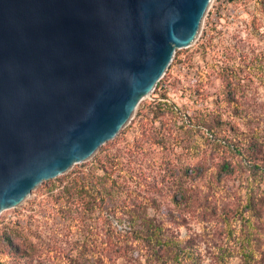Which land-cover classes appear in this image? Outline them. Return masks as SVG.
I'll return each instance as SVG.
<instances>
[{"label":"rangeland","instance_id":"374dc122","mask_svg":"<svg viewBox=\"0 0 264 264\" xmlns=\"http://www.w3.org/2000/svg\"><path fill=\"white\" fill-rule=\"evenodd\" d=\"M164 89L204 127L185 134L191 148L168 153L145 143L132 152L141 109ZM244 111L256 119L233 126ZM160 124L154 122L157 129ZM100 147L0 213V264H264V0H211L194 42L176 49L154 90ZM108 150L130 162L129 174L147 176V184L130 179L128 185L153 201L151 223L162 226L174 250H158L131 231L113 236L108 229L128 230V224L106 219L100 209L80 212L79 219L66 202L60 184ZM224 162L230 172L221 170ZM125 170L117 173L125 176ZM180 191L181 202L172 203Z\"/></svg>","mask_w":264,"mask_h":264},{"label":"water","instance_id":"95a60500","mask_svg":"<svg viewBox=\"0 0 264 264\" xmlns=\"http://www.w3.org/2000/svg\"><path fill=\"white\" fill-rule=\"evenodd\" d=\"M210 1L0 0V213L119 133Z\"/></svg>","mask_w":264,"mask_h":264},{"label":"trees","instance_id":"16d2710c","mask_svg":"<svg viewBox=\"0 0 264 264\" xmlns=\"http://www.w3.org/2000/svg\"><path fill=\"white\" fill-rule=\"evenodd\" d=\"M166 94L167 90L164 89L158 97L146 103L141 109L142 112L140 111V118L137 121L141 136L140 140L135 139L133 144L130 145V147H133L132 152L144 150L145 143L154 145L159 149H168V153L173 151L176 146L180 149L191 148L186 143L185 134L194 126L204 127L203 121L195 122L197 115L191 116L186 112H181L179 108L169 101ZM243 113L245 114L233 117V126L237 127L241 124L251 123V119H256V116L251 115L248 111ZM156 120L161 123L159 129L154 126ZM161 129H164L166 133L162 132ZM226 139H229V137H226ZM230 145L232 150L242 154L240 147L231 143ZM223 153H226V151L224 150ZM141 162L144 161L141 160ZM129 163L124 162V157H120L117 150H108L102 157H93L90 167L83 168L74 175L70 174V177L67 176L68 180L59 186L61 188L60 191L66 197V202L69 205L73 204L76 216L79 219L84 216L80 212L92 213L95 209H100L106 213V219L109 216H113L120 223L126 222L128 224V230L125 228H122V230L108 229L111 235L119 237L131 231L142 241H146L149 244L154 242L158 250L170 248L174 250L172 248V240L163 236L162 226L151 223L148 208L153 201L145 193L139 195L141 193H136L134 189H130V185H128L130 179L132 181L135 180L138 186L139 184H147L148 178L143 173L140 176L129 174V171H127L129 169L127 164ZM123 167L127 172L125 176L117 173ZM221 170L230 172V164L224 162ZM181 189L182 187H179V190ZM181 191L180 194L175 192L170 196L172 203L179 204L181 202ZM107 223L110 227V221Z\"/></svg>","mask_w":264,"mask_h":264}]
</instances>
